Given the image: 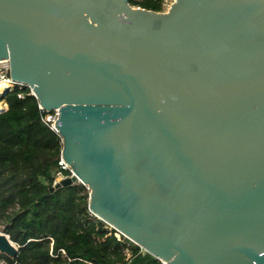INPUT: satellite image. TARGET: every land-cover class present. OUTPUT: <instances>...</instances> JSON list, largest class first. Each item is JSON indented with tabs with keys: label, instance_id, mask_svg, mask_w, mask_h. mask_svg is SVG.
Here are the masks:
<instances>
[{
	"label": "water",
	"instance_id": "obj_1",
	"mask_svg": "<svg viewBox=\"0 0 264 264\" xmlns=\"http://www.w3.org/2000/svg\"><path fill=\"white\" fill-rule=\"evenodd\" d=\"M1 61L58 110L52 189L166 264H264V0H0Z\"/></svg>",
	"mask_w": 264,
	"mask_h": 264
},
{
	"label": "trees",
	"instance_id": "obj_2",
	"mask_svg": "<svg viewBox=\"0 0 264 264\" xmlns=\"http://www.w3.org/2000/svg\"><path fill=\"white\" fill-rule=\"evenodd\" d=\"M128 1L164 11L163 0ZM2 97L8 109L0 112V230L17 252L0 253V264H161L118 240L114 229L89 212L86 186L52 189L58 176H71L60 164L61 137L43 122L46 113L29 88Z\"/></svg>",
	"mask_w": 264,
	"mask_h": 264
},
{
	"label": "built area",
	"instance_id": "obj_3",
	"mask_svg": "<svg viewBox=\"0 0 264 264\" xmlns=\"http://www.w3.org/2000/svg\"><path fill=\"white\" fill-rule=\"evenodd\" d=\"M166 1L168 2V0H163V2H166ZM173 1L174 0H170V3L168 4L167 9L169 8V6L171 5V3ZM25 87L26 86H24V85H22L20 83H17V82H15V81L12 80V78L10 76V66H9V62L8 61H1L0 62V97L6 91L13 90L15 88L23 89ZM30 93L33 95V92L31 90H30ZM18 98H23V94L22 93H19L18 94ZM7 109H8V103L4 99L0 100V112H4ZM39 109L42 112H45L46 113L45 116L43 117V122L45 124H47L53 131H56L57 132L56 127H55V123H56V121L58 119V110H53L52 112H46V111H44L41 108L40 105H39ZM60 164H62L64 168L69 169V167L62 161V159H61ZM63 178H65V177H63ZM115 235H116V237H117L118 240H121L122 238H124L118 232H116ZM159 261H160L161 264H166L165 262H163L161 260H159Z\"/></svg>",
	"mask_w": 264,
	"mask_h": 264
},
{
	"label": "rangeland",
	"instance_id": "obj_4",
	"mask_svg": "<svg viewBox=\"0 0 264 264\" xmlns=\"http://www.w3.org/2000/svg\"><path fill=\"white\" fill-rule=\"evenodd\" d=\"M170 3V0H168V2H163V7H164V11L167 10L168 4ZM70 169V168H69ZM59 178V177H58ZM56 179V181H58L59 179ZM61 178H63V176H61ZM88 190V189H87ZM89 191V190H88ZM1 232H3L2 230H0Z\"/></svg>",
	"mask_w": 264,
	"mask_h": 264
},
{
	"label": "bare ground",
	"instance_id": "obj_5",
	"mask_svg": "<svg viewBox=\"0 0 264 264\" xmlns=\"http://www.w3.org/2000/svg\"><path fill=\"white\" fill-rule=\"evenodd\" d=\"M58 179H61V176H59V178Z\"/></svg>",
	"mask_w": 264,
	"mask_h": 264
}]
</instances>
